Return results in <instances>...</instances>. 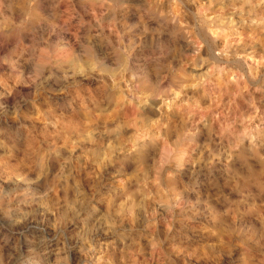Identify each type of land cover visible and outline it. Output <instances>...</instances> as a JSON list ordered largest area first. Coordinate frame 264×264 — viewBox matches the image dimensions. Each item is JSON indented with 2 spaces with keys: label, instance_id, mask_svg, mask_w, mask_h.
<instances>
[{
  "label": "clouds",
  "instance_id": "obj_1",
  "mask_svg": "<svg viewBox=\"0 0 264 264\" xmlns=\"http://www.w3.org/2000/svg\"><path fill=\"white\" fill-rule=\"evenodd\" d=\"M0 264H264V0H0Z\"/></svg>",
  "mask_w": 264,
  "mask_h": 264
}]
</instances>
